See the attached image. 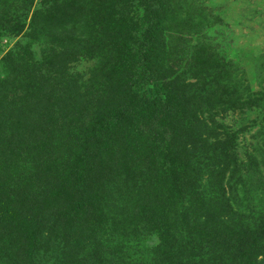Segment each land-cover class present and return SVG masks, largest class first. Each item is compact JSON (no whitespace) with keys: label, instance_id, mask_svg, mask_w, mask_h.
<instances>
[{"label":"trees","instance_id":"1","mask_svg":"<svg viewBox=\"0 0 264 264\" xmlns=\"http://www.w3.org/2000/svg\"><path fill=\"white\" fill-rule=\"evenodd\" d=\"M181 6L42 0L27 34L5 21L30 42L0 61V264H264V174L216 118L264 109V88L209 44L188 56Z\"/></svg>","mask_w":264,"mask_h":264},{"label":"rangeland","instance_id":"2","mask_svg":"<svg viewBox=\"0 0 264 264\" xmlns=\"http://www.w3.org/2000/svg\"><path fill=\"white\" fill-rule=\"evenodd\" d=\"M41 1L34 0L30 5L25 0H0V31L5 21L10 20L12 23L24 24V34H27L32 14L41 8ZM181 8L180 20L192 19V22L180 33L172 32L171 35L180 36L187 42L186 47H190L188 56L191 50L189 45L199 42L209 44L217 58L222 59L229 69L236 71L237 81H243L253 93L264 88V0H182ZM175 27L177 29L176 24ZM28 42L30 40L25 35L7 37L1 32L0 61L5 54L16 48V44ZM49 42L53 41L44 39L33 45L36 57H40L44 48L52 46ZM94 65L95 61L82 59L71 65V71L88 79ZM216 118L220 125L236 134L240 158L248 163L249 156H256L264 174V163L257 153L261 152L264 158V109L246 104L236 111L220 113ZM255 167L254 163L249 165L252 174L255 173ZM260 183L262 186L257 195L264 194V182ZM146 241L148 248H154L158 243L154 232ZM130 258L133 259L131 255Z\"/></svg>","mask_w":264,"mask_h":264}]
</instances>
